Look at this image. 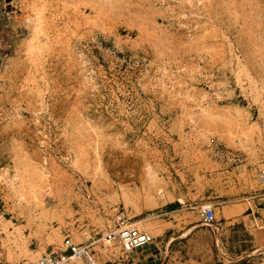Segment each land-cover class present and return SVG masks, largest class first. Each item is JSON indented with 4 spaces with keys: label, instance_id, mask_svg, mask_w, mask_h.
Wrapping results in <instances>:
<instances>
[{
    "label": "rangeland",
    "instance_id": "374dc122",
    "mask_svg": "<svg viewBox=\"0 0 264 264\" xmlns=\"http://www.w3.org/2000/svg\"><path fill=\"white\" fill-rule=\"evenodd\" d=\"M262 170L264 0H0V264L117 211L154 242L99 264H264Z\"/></svg>",
    "mask_w": 264,
    "mask_h": 264
},
{
    "label": "built area",
    "instance_id": "2783aa9c",
    "mask_svg": "<svg viewBox=\"0 0 264 264\" xmlns=\"http://www.w3.org/2000/svg\"><path fill=\"white\" fill-rule=\"evenodd\" d=\"M207 150L216 161L232 164L239 162L236 152L229 150L215 139L210 140ZM259 173L264 177V170ZM73 195L72 206L78 209H81V202H84L85 207L92 209L101 206L97 202L93 188L86 182L77 181L73 188ZM255 199H257L256 195L252 197L253 202ZM201 216L209 224L216 221L215 212L211 207H203ZM87 229L86 226L85 230ZM153 242L154 237L149 232L131 223L124 214L117 211L111 219V225L100 238L98 234L87 231L84 239L77 242L70 234H66L57 251L43 255L35 264H99L101 251L107 253L109 248L114 247L119 249L124 256L129 257L149 247Z\"/></svg>",
    "mask_w": 264,
    "mask_h": 264
},
{
    "label": "bare ground",
    "instance_id": "6f19581e",
    "mask_svg": "<svg viewBox=\"0 0 264 264\" xmlns=\"http://www.w3.org/2000/svg\"><path fill=\"white\" fill-rule=\"evenodd\" d=\"M156 185V184H155ZM156 186H158V185H156ZM157 188V187H156ZM155 188V189H156ZM162 189H160L159 191H161ZM158 191V190H157ZM159 194H162V192H159ZM38 205V204H37ZM41 205V204H40ZM8 248V247H7ZM11 253V252H10Z\"/></svg>",
    "mask_w": 264,
    "mask_h": 264
}]
</instances>
